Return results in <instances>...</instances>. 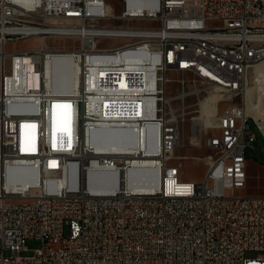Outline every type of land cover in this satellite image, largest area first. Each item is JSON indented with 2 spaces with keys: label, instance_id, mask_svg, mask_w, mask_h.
Here are the masks:
<instances>
[{
  "label": "built area",
  "instance_id": "1",
  "mask_svg": "<svg viewBox=\"0 0 264 264\" xmlns=\"http://www.w3.org/2000/svg\"><path fill=\"white\" fill-rule=\"evenodd\" d=\"M117 1L0 0V264H264V195L240 192L264 0ZM33 36L75 43L5 50ZM55 56L69 59L57 87ZM55 102L69 109L53 144ZM188 118L189 142L207 148L200 180L173 161ZM142 167L151 185L137 190L127 174ZM27 238L40 245L22 256Z\"/></svg>",
  "mask_w": 264,
  "mask_h": 264
},
{
  "label": "rangeland",
  "instance_id": "2",
  "mask_svg": "<svg viewBox=\"0 0 264 264\" xmlns=\"http://www.w3.org/2000/svg\"><path fill=\"white\" fill-rule=\"evenodd\" d=\"M109 4H111L115 12H119L121 7L118 5L117 0H107ZM44 42V46L52 47V46H64V45H73L75 43L74 39L66 38V37H57V36H48L42 37ZM39 36H33L28 38H23L19 40H13L9 42L5 46V50L14 51L27 49L35 46H41L42 42ZM119 43H122V40L110 39V38H100L98 40V44L102 46H114ZM260 67L264 66V61L256 62ZM168 76L172 79L178 78L182 76L180 73H174L172 71L168 72ZM186 80H192L193 76L190 74L184 75ZM248 79V85H252V79ZM170 89L172 92H176L177 85L176 83L170 84ZM193 99L189 98L187 101L191 102ZM256 100V98H254ZM236 102L240 103V97L236 98ZM248 114V113H247ZM250 117L248 118V124L251 128L252 132L255 135L254 140L251 145H248L245 149L247 160V179L245 187L240 191L243 194L247 195H264V135L260 128L257 126L255 121L251 118H254L253 115L248 114ZM256 120V118H254ZM257 121V120H256ZM189 125L190 120L185 119L182 122V128L185 130L184 136L181 137L177 147L174 150V153L179 158H174L173 161L181 162L182 169V178L190 179V180H200L203 177L205 171V164L201 156H203L207 152V148L203 145H195L189 142ZM261 126L264 127V118L262 117ZM13 179V178H11ZM26 250H22L20 254L22 256H29L32 254L33 249L40 245V241L35 238H27L24 242Z\"/></svg>",
  "mask_w": 264,
  "mask_h": 264
},
{
  "label": "bare ground",
  "instance_id": "3",
  "mask_svg": "<svg viewBox=\"0 0 264 264\" xmlns=\"http://www.w3.org/2000/svg\"><path fill=\"white\" fill-rule=\"evenodd\" d=\"M42 40V37H39ZM41 46L44 45V42L42 40ZM69 59L65 56H55L52 59V62L49 65V69L51 71V68L53 69V72L48 73L50 77V81L54 84V87H57V83H59L68 73V69L62 67L63 63L68 62ZM264 61V59L262 60ZM2 63V60L0 61ZM48 69V70H49ZM77 78H78V70L77 66L73 67L72 71V83L71 88H74L77 86ZM248 78L252 79L251 83L252 85H248L244 97V108L246 114L253 115L254 118H256L257 122L261 124L262 117L264 118V66L260 67L258 63H253L249 70H248ZM67 89L70 91V89ZM256 98V100H254ZM216 100V95L211 94L210 97L205 98L204 100H201L202 109L201 114L196 117V119L202 120L204 116L203 114H212L213 109L209 110L208 105L211 102L214 103ZM69 104L61 103V102H55L50 107V129H51V139L52 143L54 144L56 141V136H61L63 133V130L66 129L64 125V119L67 116V111L69 109ZM247 114V115H248ZM145 164H149L150 162H144ZM14 168H19V166H14ZM145 169L142 167L136 171H130L127 174V184L131 187H134V189L137 190H145L150 185L151 182H149L146 177L144 176ZM36 178L34 181H25V180H19V179H9L7 184L10 187H13L15 189L22 188L27 185H30V183L35 184Z\"/></svg>",
  "mask_w": 264,
  "mask_h": 264
}]
</instances>
